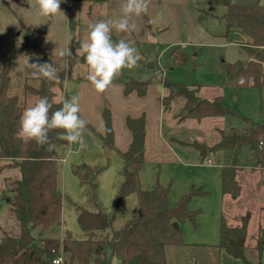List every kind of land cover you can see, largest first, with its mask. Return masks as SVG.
I'll use <instances>...</instances> for the list:
<instances>
[{
	"label": "rangeland",
	"instance_id": "374dc122",
	"mask_svg": "<svg viewBox=\"0 0 264 264\" xmlns=\"http://www.w3.org/2000/svg\"><path fill=\"white\" fill-rule=\"evenodd\" d=\"M231 1L240 5H252L256 0ZM120 3L121 0H61V13L45 18L37 14L35 0H31V5L28 0H0V69L6 66L9 70L13 79L12 94L19 95L22 101L27 102V106L36 101L34 96L26 99L23 92L26 77L32 71L25 65L28 58L21 49V44L25 41L24 26L35 32L36 53L42 48L59 70L72 69L75 77H85L86 64L71 61L70 55L87 38L88 23L119 15ZM224 11L221 6H208L207 0H150L148 13L135 18V31H114L112 34L114 41L125 39L133 42L143 57L138 67L123 69L117 79L133 78L143 81L155 75L166 76L172 83H185L194 89L199 88L198 95L203 99L222 96L226 106L237 114L226 118H207L200 122H180L183 103L180 100L174 102L164 116V133L174 140L171 147L176 157L170 155L161 160L148 161L141 171L143 189L150 190L157 182L163 186L172 183L170 204L176 203L192 187H203L208 191L205 196L193 197L189 205L190 210L200 212L197 217L198 226L187 220L181 226L184 242L191 235V240L215 239L218 246L221 222L219 225L213 213L221 201L224 203L221 166L233 163V153L230 150L210 152L203 159L199 147L206 145L210 150L220 140L218 129L240 132L264 120V108L258 90H234L226 85L224 63L247 62L248 56L245 43H240L236 36L233 42H229L224 36L221 20ZM59 50H65L69 56L59 58L56 55ZM29 84L36 85V82L29 81ZM75 91L74 88L70 89L72 95H75ZM58 92V99L63 101L66 92ZM70 93L69 98L72 97ZM86 133L89 134L84 138L86 144L81 148H78L80 144H72L59 161L58 188L64 200L62 223L50 227L44 237L61 239L65 230L82 237L77 219L78 207L107 212L115 209L114 224L105 234L121 228L127 220L139 213L138 196L135 193L124 198L117 206L115 203L123 182L122 156L118 153L109 155L108 147L94 133L87 128ZM94 140L100 143L98 149L92 147ZM236 164L243 167L240 177L244 176L247 181H242L238 204H228L229 211H224L222 215H230L229 223L226 220L228 225L238 223L237 217H241L242 224L245 220L248 221L245 257L258 264L264 242V167L257 165L256 159L248 150L240 153ZM85 166L101 171L95 179L96 189L91 184H81L74 173L76 167ZM10 208L7 200L3 198L0 179V239L5 232L14 236L19 234V223L11 215ZM206 234L207 236H202ZM33 235L37 241L41 238L37 229L33 230ZM64 261L71 264L69 254L64 255ZM261 261L264 264V253ZM134 263L133 259L129 264ZM111 264L122 263L113 258Z\"/></svg>",
	"mask_w": 264,
	"mask_h": 264
},
{
	"label": "trees",
	"instance_id": "16d2710c",
	"mask_svg": "<svg viewBox=\"0 0 264 264\" xmlns=\"http://www.w3.org/2000/svg\"><path fill=\"white\" fill-rule=\"evenodd\" d=\"M103 1V0H96ZM208 6H221L224 13L221 20L224 25V36L229 42L234 41L235 31L241 30L251 40L245 46L247 62L224 63L226 85L238 90L253 88L260 92L264 108V1L256 0L252 5H240L231 0H207ZM215 16V15H213ZM25 41L21 49L31 63H52L44 49L36 53L35 32L25 27ZM115 40V38H113ZM72 50L74 46H71ZM85 63V62H84ZM54 64V63H53ZM56 67L57 65L54 64ZM58 68V67H57ZM72 76L71 69L59 70V81L33 79L26 77L23 86L24 96L37 99L47 96L52 103L51 112L62 107L58 94L64 90L65 82ZM36 82V85L29 84ZM152 82L160 83L167 93L161 103L164 111L173 107L174 102L183 103L180 122L207 118H226L237 114L226 106L224 98L203 99L198 95L199 88L185 83H172L167 77L155 75L148 80L130 79L125 82V94L136 92L142 97L147 94ZM13 79L6 66L0 69V179L2 195L11 206L10 213L19 223V234L14 236L7 232L0 239V264H53L51 250L69 254L70 263L78 264H111L116 258L122 264H168L166 248L184 245V231L181 223L185 220L198 226L199 211L189 208L195 196L208 194L203 187L194 188L182 195L174 204L169 203L172 183L167 186L159 182L150 190L143 189L141 171L145 164L146 119L142 115L129 119L133 139L129 149L121 153L124 166L121 171L122 185L116 196V206L126 197L135 193L138 196L139 213L127 220L111 234H105L113 226L116 210L110 212L90 211L77 208V219L82 237H77L65 230L61 239L44 237L45 232L54 225L62 223L64 200L58 188L59 161L67 152L69 144L58 138L57 129L49 133V143L39 146L35 142L24 143L17 137L19 119L26 105L19 95L12 94ZM36 102V101H35ZM105 134L92 131L108 147L114 146V130L111 112H103ZM220 140L208 150L209 153L230 150L233 163L223 165L221 171L222 194L224 197L238 199L242 186L238 179L240 167L237 157L244 150L253 153L261 150L258 166L264 167V120L244 128L240 132L218 129ZM172 143L173 140L171 141ZM205 159L207 156H202ZM74 173L81 184H91L95 189L96 177L100 170L88 167H76ZM179 224L178 227L174 223ZM39 229L41 238L36 240L33 230ZM248 221L240 227H231L224 218L221 221L219 247L234 259L243 264H254L245 257V248H234L231 242L246 238ZM260 252L258 264L264 253ZM109 250V253H108ZM109 254V255H108ZM66 264V261H65Z\"/></svg>",
	"mask_w": 264,
	"mask_h": 264
},
{
	"label": "clouds",
	"instance_id": "9594fccd",
	"mask_svg": "<svg viewBox=\"0 0 264 264\" xmlns=\"http://www.w3.org/2000/svg\"><path fill=\"white\" fill-rule=\"evenodd\" d=\"M31 5V0H28ZM37 14L50 18L61 13V0H35ZM150 0H121L119 15L109 19L90 21L88 23L87 38L79 45L78 50L71 53V61L79 64L86 63L85 79L90 82L97 93H104L112 86L122 70L134 69L143 60L133 42L120 39L114 41L113 32L131 33L137 29L135 18L145 15L149 11ZM59 58L69 56L65 50L56 52ZM25 65L32 69L33 79L59 81V69L53 63H30ZM66 67V65H65ZM52 103L47 96L25 108L19 119L17 137L24 143L35 142L39 146L49 143V133L62 130L58 138L67 141L69 146L84 143V135L88 121L81 115L79 97L74 95L64 99L62 107L54 112L50 110ZM102 131H107L103 129ZM53 264H61L56 260Z\"/></svg>",
	"mask_w": 264,
	"mask_h": 264
},
{
	"label": "crops",
	"instance_id": "0c3cea01",
	"mask_svg": "<svg viewBox=\"0 0 264 264\" xmlns=\"http://www.w3.org/2000/svg\"><path fill=\"white\" fill-rule=\"evenodd\" d=\"M80 1L92 2L94 0ZM235 36L238 38V40H240V43L247 44L251 42L249 37L241 30H236ZM81 63L86 64L83 61H81ZM72 71L73 70L71 69V73ZM130 79L133 78H129L128 80ZM126 81L127 79H115L112 86H110L107 91L104 93H97L90 82L85 79V77H75L72 74L71 78L68 79L64 85V91L66 92L65 99H70L68 94L70 93V89L74 88V90H76L75 95L79 97L81 115L88 121L86 128L95 135L96 133L92 131L91 128L103 135L105 134L106 131H102L103 129H106L103 112L106 109L111 112L112 127L114 130V146L111 148L108 147L105 142L98 135H96L97 138L109 148V155H113L115 153L121 155V153L126 152L129 149L133 139V134L129 127L128 120L136 119L144 115L146 119L145 164L148 161L161 160V158L164 156L173 155V157H176L171 147V141L173 139L170 137L168 138L164 133V116L166 111L163 110L161 99L166 94L165 88L160 83L154 82L155 85H153L154 83L149 85L147 94L145 96L140 97L136 92L126 95ZM70 94L72 95L73 93ZM87 136H89V134L85 132L84 138ZM85 144L86 143L84 140V143L80 144L78 148L83 147ZM92 147L98 149L100 147V143L94 140ZM206 156H208V154ZM210 161L211 160H209V162ZM242 168L243 167H240L238 176L239 181H241V186L243 184V180L247 181L244 176L240 177V174L243 172ZM255 183L257 182L255 181ZM255 183L254 187L257 188ZM239 199L224 197V203H222V201L219 203V206L216 207L213 213L214 219L216 221L218 219L219 225L224 211H229L227 208L229 207L228 204L236 205L238 204ZM223 218L225 221L228 220L229 223L230 215L228 213L223 216ZM237 221L238 223H235V225L232 224L229 226L240 227L242 225L241 217H237ZM202 236H207V234ZM190 238L191 235L190 237L186 238V242L182 246H168L166 248L168 264H242L240 260L234 259L225 251H222V249L217 244L218 241L215 239L214 241H197L191 240Z\"/></svg>",
	"mask_w": 264,
	"mask_h": 264
},
{
	"label": "water",
	"instance_id": "95a60500",
	"mask_svg": "<svg viewBox=\"0 0 264 264\" xmlns=\"http://www.w3.org/2000/svg\"><path fill=\"white\" fill-rule=\"evenodd\" d=\"M199 150L203 156H206L208 154V147L206 145H201L199 147ZM107 151H109L108 148H107ZM261 153H262L261 150L254 151L252 153L253 157L256 159L257 162L260 161ZM174 226L178 227L179 224L175 222ZM231 246L234 248H243L245 246V238H241L240 240L236 242H231Z\"/></svg>",
	"mask_w": 264,
	"mask_h": 264
},
{
	"label": "built area",
	"instance_id": "2783aa9c",
	"mask_svg": "<svg viewBox=\"0 0 264 264\" xmlns=\"http://www.w3.org/2000/svg\"><path fill=\"white\" fill-rule=\"evenodd\" d=\"M51 254L53 256L52 258V262L56 261V260H60L61 264H65L64 261V254L62 251H56L55 249L51 250Z\"/></svg>",
	"mask_w": 264,
	"mask_h": 264
}]
</instances>
